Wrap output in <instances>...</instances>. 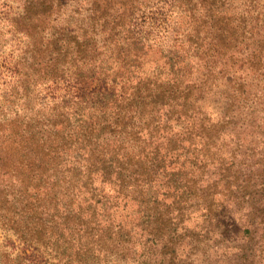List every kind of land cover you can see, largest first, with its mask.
<instances>
[{"label": "rangeland", "instance_id": "rangeland-1", "mask_svg": "<svg viewBox=\"0 0 264 264\" xmlns=\"http://www.w3.org/2000/svg\"><path fill=\"white\" fill-rule=\"evenodd\" d=\"M96 1L0 0V264H264V0ZM138 82L145 143L180 131L151 177L100 165L110 128L95 150L81 139L99 132L100 86ZM185 84L182 117L147 94ZM169 164L187 173L167 196Z\"/></svg>", "mask_w": 264, "mask_h": 264}, {"label": "trees", "instance_id": "trees-1", "mask_svg": "<svg viewBox=\"0 0 264 264\" xmlns=\"http://www.w3.org/2000/svg\"><path fill=\"white\" fill-rule=\"evenodd\" d=\"M29 1L26 0L25 7L29 5ZM105 2L107 3V5H109L108 7H110V3L112 2V0H105ZM97 4L98 2L96 0H93L92 5L95 10H98L96 6ZM108 9L109 8H103L101 12L103 14L107 13ZM223 25H224V28L228 26L227 23ZM232 33H234L233 30H231L230 32H225L226 36H224V40L227 46L228 44H230V42H233L235 40L232 36ZM209 44H212V43H209ZM256 49L257 48H255V50ZM255 50L253 52H255ZM90 70L91 69H89V71ZM92 75L94 74H86V76L88 77ZM103 79H104V76L101 75V77L97 78L96 80H100V82H103L102 81ZM87 80L94 81L93 79H90V78L85 79V81ZM176 83H179V82H176ZM181 84H184V82H181ZM141 85H143V83L141 82H138L137 84H135L134 92H130L128 95L126 92H121V95H117L115 92V89H109L107 86L104 87L101 85L100 89L98 90V93H100L101 96L98 94L100 97L97 100V102H99L101 109L103 110V119L99 122L100 124L98 126L99 132L96 133L94 126L92 127V126L87 125L81 128L82 135H83L81 139H82L83 146H85L86 144L92 143L94 146H92L91 149L95 150L96 147L99 146V142H101L99 141L101 140L100 135L103 134V131L105 129L110 128V131H112L117 136V138L115 137V141H114L115 143L109 144L108 142H106V144H103L102 147L99 148V150L101 151L99 152L98 156H96V158H99V157L101 158V161L103 162V164H100V165H102V167L105 168L108 164H109L108 166H110L111 164V165H114L116 169L118 167H121V169H127L129 171L139 174L140 176H142V174L145 173V175L149 174L151 177L153 175L152 173L153 170H155L159 166V164H155V160H153L152 158L158 159L161 163L165 159V157L163 156L164 152H166V154H168L170 158H173L174 155L172 153L179 147L180 131L173 132L171 134H167L164 136L154 137L155 135L154 130L149 129L148 130L149 132L147 133L148 141L147 143H145V137H143L142 135L145 133V123H147L146 122L147 120L146 121L144 120L142 123L138 122L139 120H142L144 118V112L142 111L141 108L138 109V103L140 105L142 103L143 105H145V88L141 87ZM158 86L161 87V90L152 92V93L151 91H149L147 94L151 97L152 102H157V100L161 101L162 107H164L165 110H167V115L171 114V112L173 113L176 112V113H180L182 117L184 113L186 114L188 107L193 105V102L187 101V98H186V94L188 92L186 90L187 84L183 85L184 87H182L184 88L183 90L185 93L184 94L180 93L179 94L180 96L176 97L174 101H171L172 95L170 93H176L180 89H166L165 85H158ZM80 88L87 89L89 91L88 95L93 94L92 92L95 91V88H92L91 85L88 84L87 82H85L83 86H81ZM176 88H178V86ZM182 96L183 98H181ZM127 98H130V99H127ZM116 99H121V101L124 102L122 104L123 106L122 108H118V105L114 106V102H116ZM127 100H130V101L126 102ZM132 101H135L133 103L135 104L137 110H139L138 112L139 114H136L135 112H132V111L128 112L125 109V106L133 104ZM108 109H112V112H108ZM107 112L110 115L112 114L113 115L110 116V118H108V115H106ZM142 113H143V116H142ZM190 116L192 117V115ZM151 120H154V119H151ZM146 125L148 127L152 126V124L150 123H147ZM164 126H165L164 128L166 130V133H169L168 119L165 121ZM163 133L165 132H162V134ZM188 133H189L188 135L189 146L188 147L190 149L194 143L192 140L193 130ZM54 134L59 135L60 130L55 129ZM106 139H107L106 137L104 138V140L102 139V142H105ZM139 140H141V142H139ZM53 141L55 143L57 142L56 139H54ZM149 144L154 145L153 148H155V155H156L155 157H151V156L148 157L147 155L146 149L148 150ZM18 145H22V144L19 142ZM56 145L58 144L56 143ZM111 147H113V151L110 155L111 157L109 158L110 162L108 163L107 162L108 158H106L105 155L108 153V149ZM16 148H17V145H16ZM194 149H197V146L194 147ZM203 149H204V146H203ZM25 160L26 159H22L18 161L16 165H18V167H21V169L26 172L29 170L24 167ZM27 165L29 169L33 167V165L28 161H27ZM164 169L166 170V173L171 176V179L173 182V187H171L172 190L170 189L166 193V195L168 196L170 192L174 191L175 193V191L178 190L176 184L174 183V180L176 181L182 180V175L187 172L183 165H180L179 167H172V168H171V164L164 165ZM30 173H32V171H30ZM23 176L24 175L21 174V177H19L21 181H22ZM27 191H28V188H27ZM189 191L190 193H193L196 195L198 192L196 191V187L190 188ZM167 196H165V198ZM173 205L174 204H169L168 207L169 206L171 207ZM168 210H169L168 208L165 209L166 217L167 216L169 217ZM152 218L154 219V221H158L159 219L163 220V216L160 217V216L155 215V216H152Z\"/></svg>", "mask_w": 264, "mask_h": 264}]
</instances>
